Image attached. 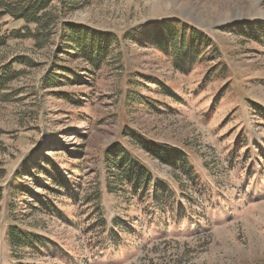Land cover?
<instances>
[{
    "label": "rangeland",
    "instance_id": "obj_1",
    "mask_svg": "<svg viewBox=\"0 0 264 264\" xmlns=\"http://www.w3.org/2000/svg\"><path fill=\"white\" fill-rule=\"evenodd\" d=\"M54 6L60 22L110 35L112 55L92 71L60 34L42 48L22 39L0 48V68L28 60L0 94V264H264V0ZM171 20L212 42L192 69L176 71L148 34ZM23 27L0 19L2 35ZM115 142L177 194L172 169L143 145L188 155L203 181L196 196L176 198L184 218L128 202L125 188L109 193L104 155ZM11 226L43 239L14 250Z\"/></svg>",
    "mask_w": 264,
    "mask_h": 264
},
{
    "label": "trees",
    "instance_id": "obj_2",
    "mask_svg": "<svg viewBox=\"0 0 264 264\" xmlns=\"http://www.w3.org/2000/svg\"><path fill=\"white\" fill-rule=\"evenodd\" d=\"M56 1L58 0H0V19L10 17L17 22L24 23L22 29L13 30L9 36L2 35L0 32V48L6 46L9 39L31 40L36 47L42 48L55 34H60L62 42L68 46V49L84 58L92 71L100 69L112 55L114 39L105 32L91 27L60 22L58 9L54 6ZM253 30H258V27ZM151 33L152 41L163 54L171 57L172 66L176 71L189 70L199 64L203 59V54L206 55L212 44L205 32L180 20L165 22L154 27L148 34L151 35ZM216 51L213 47L210 50L217 55ZM27 62L26 58H18L0 68V94L16 77L22 74L21 71L12 70L13 65H26ZM153 145L144 144L143 147L150 155L156 156L159 161L172 169V179L181 190L179 194L175 193L174 188L169 184H156L153 172L133 157L131 152L119 142L111 144L105 151L104 169L107 190L109 193H114L119 190V187L125 188L128 202L145 203L149 200L159 208L161 205L163 208L171 207L170 210L176 211L179 218H184L187 207L177 202L176 198L179 197L181 201L189 199V196H196L203 181L202 176L195 172L188 155L183 150L176 147ZM56 181L60 187L70 191L71 185L64 180L63 176L60 181L58 179ZM151 185H155L152 191ZM95 195L94 199L100 201L99 188ZM2 197L3 189L0 187V201ZM41 204L47 206L48 202H41ZM163 214L165 215L166 211ZM119 224L116 222L117 226ZM125 227L124 224L122 230ZM42 239L41 236L23 231L17 226H11L9 229V240L14 250L34 247L40 244Z\"/></svg>",
    "mask_w": 264,
    "mask_h": 264
}]
</instances>
